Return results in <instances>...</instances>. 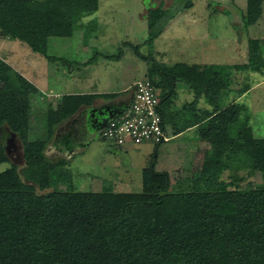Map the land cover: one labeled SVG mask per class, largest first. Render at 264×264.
Wrapping results in <instances>:
<instances>
[{
	"label": "trees",
	"instance_id": "1",
	"mask_svg": "<svg viewBox=\"0 0 264 264\" xmlns=\"http://www.w3.org/2000/svg\"><path fill=\"white\" fill-rule=\"evenodd\" d=\"M262 1L246 0L242 13L246 27L259 20ZM162 8L160 3L148 9L150 45L164 29L162 16L167 10ZM0 35L25 44L49 63H67L48 54V12L38 1L0 0ZM247 44L246 61L234 69L264 72V41L250 38ZM133 51L146 62L144 76L165 91L158 106L164 130L169 123L176 135L199 125L201 140L209 143L206 169L193 175L188 191H174L170 174L156 171L152 160L142 169L137 193L50 190L52 172L65 162L48 161L44 148L54 127L84 105L83 97L68 94L55 108L49 106L47 139L30 140L28 107L21 98L28 91L0 87V133L7 129L20 138L24 159L20 170L11 164L0 171V264H264V188L225 183L218 190L204 191L198 186L231 169L264 173V138L251 137L246 120L238 122L240 104L233 101L224 108L217 104L218 92L230 85V75L224 74L230 82H221L220 74L212 73L214 66L205 65L200 73L207 86L187 84L195 98L205 96L211 109L191 107L203 117L176 128L170 97L176 94V82L183 81L185 66L167 68L155 61L153 53L144 55L137 47ZM234 127L238 137L230 136ZM7 161L0 141V164Z\"/></svg>",
	"mask_w": 264,
	"mask_h": 264
},
{
	"label": "rangeland",
	"instance_id": "2",
	"mask_svg": "<svg viewBox=\"0 0 264 264\" xmlns=\"http://www.w3.org/2000/svg\"><path fill=\"white\" fill-rule=\"evenodd\" d=\"M34 1L49 12L48 33L51 37L48 38V54L56 55L52 46L54 36H66L61 38L60 44H71L74 63H47L25 44L0 35V87L12 92L28 91L21 97L28 107V139H47L49 106L55 108L68 95L69 89L74 88L75 82L89 74L88 71L97 72V62L114 64L110 81L116 88L115 94H128L127 83L143 78L147 68L146 62L134 53V47L144 55L153 53L155 61L167 68L178 69L179 64L181 69L185 65L197 69L198 72L194 73L201 77L194 82L197 87L207 86V78L199 73H204L202 68L214 66L212 73L220 74L221 82L231 80L229 88L218 92V106L224 108L232 101L240 104L242 110L238 122L246 120L249 126L246 131L251 137L264 138V72L241 71L233 67L246 61L248 39L264 41V0L262 16L247 27L242 18L246 0H181L177 3L176 0ZM160 3L163 4L162 10H167V14L162 16L165 18L164 30L150 45L147 43V21L142 20L140 14L145 15L149 8L156 9ZM71 17L74 22H70ZM99 18L104 20L103 24H96ZM56 21H60L59 30L53 27ZM97 35L101 38H96ZM119 51L121 54L116 58ZM97 52L100 56H95ZM89 58H92L90 61L95 59V63L84 67L82 62ZM31 73L38 75L41 83H35L37 79L34 78L32 86L27 80ZM224 74L230 75V80H225ZM244 86L250 88L239 96L238 88ZM176 87L177 93L170 97L174 109L169 111L175 113L176 128L203 117V112L192 111L191 107L211 109L205 96L195 98L187 83L176 82ZM184 103L186 108L182 106ZM163 108L166 116L169 112L165 103ZM167 124L166 132L171 135L172 126ZM230 133L231 137H238L239 131L234 127ZM8 134L7 129L0 133V141L4 145ZM89 134L79 141L81 150L68 160L64 159L65 165L52 172L54 184L50 190L90 192L108 189L118 193H137L141 191L142 169L146 162L150 164L152 160L156 169H166L170 174L174 191H188L193 175L206 169L209 143L201 140L199 126L156 146L144 143L138 147H117L100 133ZM9 135L12 145H8V161L0 164V171L11 167V164L19 170L24 167L21 140L16 134ZM225 183L246 189L264 188V173L249 175L247 170L231 169L223 172L219 179L201 181L198 186L204 191H214Z\"/></svg>",
	"mask_w": 264,
	"mask_h": 264
},
{
	"label": "crops",
	"instance_id": "3",
	"mask_svg": "<svg viewBox=\"0 0 264 264\" xmlns=\"http://www.w3.org/2000/svg\"><path fill=\"white\" fill-rule=\"evenodd\" d=\"M244 11L245 10H243L242 13ZM262 12H263V10H262ZM262 12H261V16H262ZM90 13L91 12H87V14H90ZM100 13H102V12H100ZM100 13H98V14L101 15ZM147 13H148V10H146V14L145 15L141 12L140 17L143 18L142 20L147 21V18H148V14ZM71 14H72V12H71ZM96 14H97V12H96ZM69 15H70V13H69ZM71 21H73V18L72 17L70 18V22ZM97 22H100L101 24H103L104 20L99 18V20H96V24H97ZM89 23L90 24H93L92 20H89ZM96 24H95V27H96V30L98 31V29H97L98 27H97ZM59 26H60V21H56V22L53 23V27H57L58 30H59V28H58ZM49 37H51V36L49 35ZM63 37H66V36H58V34H56L54 36V41L52 43V46H53L54 50L56 51L55 52L56 55H53V56H55V57H57L59 59H62L63 58L64 61H67V63H71L72 64V63H74V61L71 58V54H72V52H71V44H65V45L62 46L60 43L62 42L61 38H63ZM96 38H101V37H99L97 35ZM95 56H100V54H98V52H97ZM91 59L92 58H89L88 60L82 62L83 64H85L84 67H86V65L95 63L96 60L93 59L92 61H90ZM57 62L59 63L61 61L60 60H57L54 63H57ZM117 62H119V61H117ZM62 63H64V62H62ZM67 63H65V64H67ZM95 64H96L97 72L92 73V72L88 71L89 74H86L85 76L81 77L78 81H76L75 84L73 85L74 88H72L70 86L71 88L67 92V94H80V95H82L83 101H84V105L82 107H80L76 111V113L74 115H72L68 119H66V120L58 123L54 127L52 136L48 140V142H47V144H46V146L44 148V151H43L44 152V155H45V158L48 161H50V162H58V161H63L64 159H67V158H71L72 155L75 152L77 153V152H79L81 150V148H79L80 147V144L78 145V147L77 146H73L72 149L70 150V149L65 148V146L62 145L63 143L61 144L58 140L55 141V140L52 139L55 130H57L58 128H62V126H65L66 127V125H68V123H71V125L74 124L73 123L74 122L73 120H74L76 114L78 113V111L82 110L81 108H84L85 111H87V114H88V111L91 108H93L94 106L99 108L100 106H104V105L111 104V106L110 105H108V106L113 107L115 109H124L127 106V104L129 103V100H130V93L129 92H128V94H126L124 96H117L115 94L116 88L114 89V84H113V82L110 81V77L112 78L111 73H113V70L115 68L114 67V64L113 65H110L109 63L103 64L102 62L101 63H98L97 62ZM58 69L59 68H57V70ZM245 71H247V70H245ZM194 72H198V71H196L192 67H189V66H186L185 65V73L182 74L183 81H177V82L188 83V82L192 81L193 85L196 86L195 83H194L195 80L201 79V77L198 78V76H196L197 74H195ZM93 74H95V75H93ZM91 75H93V76L90 77ZM31 78H33V79H31ZM31 78L30 79H27V80H29V82H30L31 85H32V80L35 81L36 79H37V81H35V83H38V82L41 83L40 82L41 79H39V76L38 75L34 74V76H33L32 73H31ZM34 78H36V79L34 80ZM42 80H43L42 84H44L45 83L44 82L45 79L43 78ZM133 82H135V80L132 81V82L127 83L126 89L129 86H131ZM229 87H230V85H229ZM249 88H250L249 86H247V87L244 86V87L238 88V90H241V89L243 90L244 89L243 90V93H241L239 96H241L244 93H246ZM160 90H161L162 94L165 92L162 89H160ZM176 90H177V87L175 88V93H177ZM50 91H51V89H50ZM196 126H199V125L192 126V127L188 128V129H186L185 131H183V132H181L179 134H176V135H173V134L168 135L169 133L166 132V129H165V132H166V134L168 136H171L172 138L174 136H178L179 137V136H182L186 131H189V130L193 129ZM134 147H138V146H134ZM50 156H52L54 158H51ZM147 166H148V162H146V165L143 168H145ZM156 171H160V170L156 169ZM163 171H166V169H164Z\"/></svg>",
	"mask_w": 264,
	"mask_h": 264
},
{
	"label": "built area",
	"instance_id": "4",
	"mask_svg": "<svg viewBox=\"0 0 264 264\" xmlns=\"http://www.w3.org/2000/svg\"><path fill=\"white\" fill-rule=\"evenodd\" d=\"M127 89L129 103L99 131L102 137L119 147L144 143L156 146L169 142L172 137L166 134L158 109L162 95L160 88L144 76Z\"/></svg>",
	"mask_w": 264,
	"mask_h": 264
},
{
	"label": "flooded vegetation",
	"instance_id": "5",
	"mask_svg": "<svg viewBox=\"0 0 264 264\" xmlns=\"http://www.w3.org/2000/svg\"><path fill=\"white\" fill-rule=\"evenodd\" d=\"M108 105L111 106V104ZM81 109L82 110L78 111V113L76 114L73 120V125H71V123H68L66 127L62 126V128H58L59 130H55L52 137L53 140H58L61 144L63 143L62 145L65 146V148L70 150L73 146H78L80 144L79 141L81 140V138L90 135V132L96 134V128L98 127V124L92 126L91 121L93 120V118L89 116V111L87 114V111H85L84 108ZM9 134L5 138V145L10 146L12 145V143L10 141L11 138Z\"/></svg>",
	"mask_w": 264,
	"mask_h": 264
},
{
	"label": "water",
	"instance_id": "6",
	"mask_svg": "<svg viewBox=\"0 0 264 264\" xmlns=\"http://www.w3.org/2000/svg\"><path fill=\"white\" fill-rule=\"evenodd\" d=\"M123 109H115L113 107H110L108 105L101 106V107H93L89 110V116L93 118L91 121L92 126H95L98 124V127L96 128V132L99 133L101 129H103L107 122L115 117V115L122 112ZM6 153L8 154V145H5Z\"/></svg>",
	"mask_w": 264,
	"mask_h": 264
}]
</instances>
